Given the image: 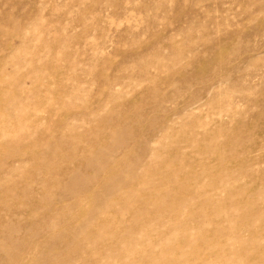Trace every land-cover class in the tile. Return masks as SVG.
<instances>
[{
  "label": "rangeland",
  "instance_id": "374dc122",
  "mask_svg": "<svg viewBox=\"0 0 264 264\" xmlns=\"http://www.w3.org/2000/svg\"><path fill=\"white\" fill-rule=\"evenodd\" d=\"M166 245L264 260V0H0V264H156Z\"/></svg>",
  "mask_w": 264,
  "mask_h": 264
},
{
  "label": "bare ground",
  "instance_id": "6f19581e",
  "mask_svg": "<svg viewBox=\"0 0 264 264\" xmlns=\"http://www.w3.org/2000/svg\"><path fill=\"white\" fill-rule=\"evenodd\" d=\"M213 89H216V88H209V90H213ZM207 93V91H206ZM205 93V94H206ZM12 118V117H11ZM128 137V136H127ZM127 137H124V138H121L119 139V144L118 146H112V147H109L108 150H105L101 153H98V156L95 157L93 160L91 161H88L86 160V164L88 167L90 168H94V169H97L99 168L100 170L103 169V167H105L107 165V162L112 158V155L119 151L121 148L127 146L129 143H130V140L127 138ZM141 142V141H140ZM143 152V151H141ZM121 153V152H120ZM118 156V155H117ZM141 157V156H140ZM139 157V158H140ZM127 158V157H126ZM138 158V159H139ZM137 159V158H136ZM113 160V159H112ZM143 165V164H142ZM17 166V165H16ZM87 167V168H88ZM89 169V168H88ZM11 170V169H10ZM91 178V177H90ZM89 179V178H88ZM11 181V180H10ZM91 181V180H90ZM88 181L87 179L85 180L84 178H77L75 179V184H79L82 189H83V186H87V185H90V186H87V187H93V185L91 183H93L92 181L90 182ZM96 184V183H95ZM92 185V186H91ZM109 185V184H108ZM85 188V187H84ZM108 190V189H107ZM106 190V191H107ZM111 190V189H110ZM106 193V192H105ZM68 205V204H67ZM100 211V210H99ZM99 213V212H98ZM221 214V212H219ZM224 213V212H223ZM58 215V214H57ZM57 215H54L52 216L53 217V220L56 218ZM222 215V214H221ZM216 216V215H215ZM222 216L224 217H227L229 218L228 216H226V213H224ZM60 218V216H59ZM217 218L218 215H217ZM58 219V218H57ZM61 220V219H60ZM59 220V221H60ZM205 220V219H204ZM51 221V220H50ZM56 223V222H55ZM210 224V225H209ZM208 224V227H211V226H218L219 223L218 222H212V223H209ZM53 225V224H52ZM58 227V226H56ZM50 228H52L50 226ZM8 229V228H7ZM200 231V230H199ZM55 232V231H54ZM240 232V227H238L237 225H234V226H231V227H228L226 229H224V231L222 232L223 235H224V239L231 241L235 235L239 234ZM53 236V235H52ZM252 241H257L255 239H253ZM149 243V242H148ZM186 244H191L192 246H206L205 248H211V249H221L223 246H224V242H221V239H216V240H209L208 238H196L195 236H190L189 239L186 241ZM162 245V244H160ZM225 245H228L230 246V243H226ZM170 246V245H169ZM199 246H198V250H199ZM253 246H256V244H253ZM161 247V246H160ZM31 248V247H30ZM33 248V247H32ZM166 248L167 245H166ZM252 250L255 249V247H251ZM8 250V249H7ZM17 250V249H16ZM15 251V253L17 252L18 254L20 253L19 251ZM24 250V249H23ZM140 250V249H139ZM177 250V248H174V247H170L166 250V255H163V259L160 260V261H157L156 264H194V262L192 261H188L187 259L186 260H179V259H175L174 258V254L171 255V253L174 251ZM208 250V249H207ZM147 251V250H146ZM161 251V250H160ZM28 252V251H27ZM26 252V253H27ZM34 253V252H33ZM240 251L235 249V248H230L229 251H225V252H222L221 255H218V257L223 261L225 262L226 264L230 263V264H239L237 262H234V260L239 257V254ZM30 254H31V251H30ZM29 255V254H27ZM58 259L57 256H55V260ZM116 261V259H114ZM200 259H198L197 262H199ZM118 262V261H117ZM146 262V261H145ZM114 264V263H113ZM121 264V263H120ZM252 264H257V263H252ZM260 264H264V260H261L260 261Z\"/></svg>",
  "mask_w": 264,
  "mask_h": 264
}]
</instances>
